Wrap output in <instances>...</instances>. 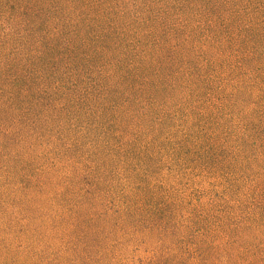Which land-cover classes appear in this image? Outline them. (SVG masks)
Wrapping results in <instances>:
<instances>
[{
    "label": "rangeland",
    "instance_id": "1",
    "mask_svg": "<svg viewBox=\"0 0 264 264\" xmlns=\"http://www.w3.org/2000/svg\"><path fill=\"white\" fill-rule=\"evenodd\" d=\"M0 264H264V0H0Z\"/></svg>",
    "mask_w": 264,
    "mask_h": 264
}]
</instances>
